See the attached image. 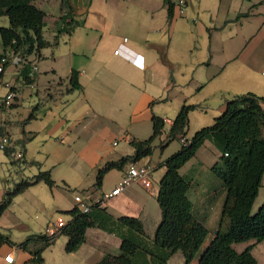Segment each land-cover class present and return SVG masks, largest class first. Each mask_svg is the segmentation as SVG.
<instances>
[{
	"label": "crops",
	"instance_id": "crops-1",
	"mask_svg": "<svg viewBox=\"0 0 264 264\" xmlns=\"http://www.w3.org/2000/svg\"><path fill=\"white\" fill-rule=\"evenodd\" d=\"M170 1L173 5L176 2ZM186 2L185 15H177L174 9L173 16L168 21L167 6L163 0H35V5L45 13L42 35L49 46L38 53L21 56L25 61L22 66L7 64L2 79L6 74L16 76L17 84H6L16 93V97L8 107L4 105V97L0 102V109L18 107L17 96L20 93L24 98L34 93L38 102L40 97H44L46 102L57 104L78 91L81 112L74 119L72 135L73 139L75 136L79 139L86 127H92V135L82 142L84 146H79L82 150L78 163L94 171L93 179L96 178L97 167L106 161H118L122 157L133 155L129 142L132 139L146 140L151 136L153 116L162 118L165 123L162 135L154 141V149L158 147L163 152L173 142H167L166 137L182 105L199 106L189 112L188 118L192 122L196 118L192 113L206 114L213 98L219 99L218 113L222 114L226 102L235 96L245 93L264 96V0ZM47 7L58 8L59 14L48 17L44 10ZM65 12L71 23L66 29H62L59 20ZM0 27H8V20ZM45 29L51 33L49 36ZM64 38L68 39V44L64 46L68 62L57 68V58L61 56H55L56 51H53L59 48V41ZM124 39L127 41L124 42ZM75 40L79 42V50L74 49L78 44ZM118 48L121 51L114 55ZM44 49L53 50L49 56L51 60L43 54ZM2 51L0 41V53ZM137 55L141 57L142 68L136 67L127 58ZM34 65L37 66V71L33 77L34 88L31 89L26 84L25 77ZM73 71L76 72L80 89L70 90L69 78ZM262 108L264 110V104ZM31 113L34 114L32 120H36L35 112ZM201 125L207 124H200L197 129L205 127ZM4 135L10 138L1 128L0 138ZM191 137L186 135L185 139L190 140ZM33 138L34 135L30 134L28 140ZM73 139L70 138L71 145L75 144ZM22 141L16 142L21 144ZM120 141L128 146L124 152L121 149L111 155L103 152V143H111L112 148H118ZM183 141H178V150ZM150 157L135 163L151 167V188L134 184L106 200L101 208L90 211L94 225L86 230L84 242L73 252L78 255V264H97L105 255L120 253L122 239L134 236L118 224L117 219L120 217L135 218L138 222L137 232L145 238L143 241L140 240L141 237L138 239L141 248L153 247L152 240L161 220V211L152 179L157 175L158 192L159 181L165 173V167L161 166L165 159L158 160L155 166L151 164ZM219 157L220 152L214 144L205 141L195 156L179 170L180 176L189 182L187 197L192 204V215L208 231L205 239L207 245L219 229L225 199V190L211 171ZM10 165L23 173L34 168L37 173L33 176L44 172L34 162H26L22 166ZM129 165L130 163L122 170L114 169L105 174L98 187L100 194L95 195L97 198L94 199L115 189ZM93 182L94 180L90 181L88 185ZM76 185L83 187L87 184L81 178ZM93 185L95 187V182ZM56 187L55 182L53 188L48 187L52 195ZM10 189H0V201ZM82 191L88 193L89 190ZM74 195L71 192L67 197L69 200H64L60 206L62 213L67 214L76 207ZM263 203L264 174L252 212ZM70 220L71 217L67 214L66 221L58 218L55 223L61 221L66 225ZM30 235L37 234H24V238H21L23 240H11L6 235L15 245L5 244L0 247V264H36L31 251L40 247V241L30 244L27 251L16 246ZM65 238L67 242V237ZM53 244L54 241L41 253L42 260L43 253ZM249 246L256 264H264V241L233 244V249L242 252ZM142 249L136 254L135 262L150 264L149 256ZM8 254L13 256L12 263L4 260ZM167 264H184V258L180 252H176L168 259Z\"/></svg>",
	"mask_w": 264,
	"mask_h": 264
},
{
	"label": "trees",
	"instance_id": "trees-1",
	"mask_svg": "<svg viewBox=\"0 0 264 264\" xmlns=\"http://www.w3.org/2000/svg\"><path fill=\"white\" fill-rule=\"evenodd\" d=\"M35 0H0V17H6L8 27H0V41L3 51L0 61L7 49L20 56H29L49 46L42 35L45 13L39 9ZM167 6L168 21L173 16L174 5L170 0H163ZM7 65H5L6 68ZM3 74V73H2ZM0 75V83L2 79ZM26 84L30 83L27 76ZM70 90L80 89L76 72L69 78ZM264 96L245 93L233 97L225 104L223 113L214 119L211 126L198 130L190 140L185 139L189 123V112L197 105H182L172 121L167 134V142L184 140L180 149L166 158L161 164L165 173L159 181L156 201L161 211V220L153 236V247L142 249L143 235L137 232L138 222L135 218L120 217L117 222L134 236L123 238L118 255H105L97 264H138L136 254L142 249L150 258V264H167L176 252L184 258V264H191L195 254L201 248L208 231L192 215V204L187 197L189 182L180 176V168L191 160L205 141H210L220 152L218 161L211 171L221 182L225 190V199L221 208L220 226L213 240L204 248L196 264H256L251 255V246L242 252H236L233 244L264 241V203L256 212H252L261 179L264 174ZM34 118L30 113L26 121ZM152 134L146 140L132 139L129 143L133 155L118 161H106L97 169L95 187H100L103 177L111 170H122L130 163H135L151 156L154 141L163 132L165 123L160 117L153 116ZM12 165H25L26 162L15 159L11 151H5ZM44 182L50 189L54 182L49 171L39 172L28 180H21L6 191L0 201V216L12 199L29 186ZM101 208L94 206L91 208ZM90 210V211H91ZM88 213L74 207L67 214L71 220L60 230V235L67 237L65 252H76L85 239V232L94 225ZM225 225L223 229L222 226ZM55 236L30 235L16 246L24 251L29 245L41 242L40 247L31 251L33 262L42 264L41 253L49 247ZM15 245L8 236L0 234L2 245Z\"/></svg>",
	"mask_w": 264,
	"mask_h": 264
},
{
	"label": "rangeland",
	"instance_id": "rangeland-1",
	"mask_svg": "<svg viewBox=\"0 0 264 264\" xmlns=\"http://www.w3.org/2000/svg\"><path fill=\"white\" fill-rule=\"evenodd\" d=\"M44 10L48 17L59 14L58 8L47 7ZM6 21L5 17L0 18V25H3ZM45 33H47V36L51 34L46 29ZM75 41L78 44L74 46V49L79 50V42L78 40ZM65 44H68L67 38L60 39L58 49L55 48L54 51L50 49L43 50V54L48 57V60H51L49 56L52 51L54 53L56 51L55 56H61L57 58L55 65L57 68L68 62ZM15 80L16 76L14 75L6 74L3 77L0 83V102L9 92L5 85L10 83L17 84L18 82ZM19 81H21V78ZM39 90H42V88L39 87ZM17 97L19 98L18 107L0 109V129H4V132L10 135V138L7 135L5 136L9 138V146L13 153H20L22 155L21 161L36 163L41 171H50L51 179L57 187L54 195H52L48 186L40 182L29 186L23 193L14 197L0 220V234L8 235L11 240H23L21 238H24V234L44 235L46 227L55 223L58 218L66 221L67 214L60 211V206L64 203V200H69L67 199L69 193L90 194L93 198H97L94 196L100 194L99 189L93 185L96 181L95 177L92 179L94 171L78 163L80 162L79 153L82 150L79 146H84L82 142L84 143V141L88 140L87 137L92 135L90 133L92 127H86L79 139L76 136L73 139L72 135L73 131L71 128L74 119L81 112L78 106L79 92L74 91L65 97L62 103L57 104L46 102L44 97H40L38 102L34 93L31 96H27V98H24L22 93ZM213 99H211L213 102L208 107L206 114H200V112L192 113L196 118L192 122L189 118L186 135L193 136L201 128L211 126L214 118L221 115V113H218L219 99ZM36 106L37 109L34 110ZM32 111L36 114V120L26 121ZM200 124L207 125H201L205 127L197 129ZM106 125L113 127L110 123H106ZM30 134L34 135V138L28 140ZM70 138L75 141L74 145H71ZM18 140L23 141L19 144L16 142ZM119 144L118 148H112L111 143L105 142L102 145V150L105 154L111 155L120 149L124 152L128 147L123 141H120ZM179 146L178 141H173L163 152L156 147L150 157L151 164L156 166L158 160L168 158L171 154L177 152ZM74 152L76 153L75 155ZM158 170L156 169V171ZM36 173L37 170L34 168L30 171L25 170L24 173L18 171V168L10 165L9 157L6 156L5 151L0 150V189H10L14 184L20 182L21 178L28 180ZM213 176L216 178L215 174ZM81 178L87 184L84 186L87 187L76 185ZM93 180V184L88 185ZM152 180L153 190H155L156 194V188L158 187L157 175H154ZM82 190L89 191L88 193H82ZM154 205L158 207L156 203ZM222 228L224 229L225 225ZM65 243L66 238L64 236H57L54 244L43 253L42 264H78V255L65 252ZM206 246L207 242L203 243L202 248ZM202 248L195 254L192 264L198 260V256L203 250Z\"/></svg>",
	"mask_w": 264,
	"mask_h": 264
},
{
	"label": "built area",
	"instance_id": "built-area-1",
	"mask_svg": "<svg viewBox=\"0 0 264 264\" xmlns=\"http://www.w3.org/2000/svg\"><path fill=\"white\" fill-rule=\"evenodd\" d=\"M69 1H75V0H69ZM174 9L175 13L179 16H184L186 11H187V2L186 0H176L174 4ZM61 22V28L66 29L68 25L71 23L70 18L68 17V13L65 12L62 14L60 20ZM127 39H124V42H126ZM120 48L116 49L114 51V55H118L120 52ZM128 60L135 65L136 67L142 68L143 63L140 61V56L137 55L135 57H127ZM12 63L15 65H23L25 63L24 59L17 53H15L11 49H7L0 61V75L4 72L5 70V65ZM37 71V66L34 65L31 67V70L27 74V78L30 81L28 83L29 88L33 89L34 84H33V77L35 72ZM6 87L9 88V85H6ZM16 97V93L9 88V92L6 94L4 98V105L5 106H10L11 103L14 101ZM9 138L7 136H2L0 138V150L2 151H11L12 156L15 159H20L22 158V155L20 153H13L11 147L9 146ZM185 143V141H183ZM151 172L152 169L148 164H138V163H133L130 164L127 171L124 173V175L121 178V181L119 184L110 191L109 193H105L102 195L101 198L99 199H94L90 194H75L74 195V201L78 209L83 212V213H88L92 207L98 206L102 207L104 202L114 196L119 195L122 191L127 189L128 187L134 185V184H140L145 188H151ZM65 226V224L61 221L53 224H49L46 229L44 235L47 237H52L55 235H58L60 233V230ZM5 262L7 263H12L13 261V256L11 254H8L4 257Z\"/></svg>",
	"mask_w": 264,
	"mask_h": 264
},
{
	"label": "water",
	"instance_id": "water-1",
	"mask_svg": "<svg viewBox=\"0 0 264 264\" xmlns=\"http://www.w3.org/2000/svg\"><path fill=\"white\" fill-rule=\"evenodd\" d=\"M217 233L215 232V235H216Z\"/></svg>",
	"mask_w": 264,
	"mask_h": 264
}]
</instances>
